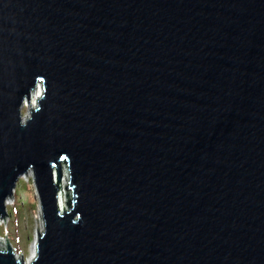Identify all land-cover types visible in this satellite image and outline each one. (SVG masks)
<instances>
[{
    "label": "water",
    "instance_id": "95a60500",
    "mask_svg": "<svg viewBox=\"0 0 264 264\" xmlns=\"http://www.w3.org/2000/svg\"><path fill=\"white\" fill-rule=\"evenodd\" d=\"M28 172L0 264H264V0H0V219Z\"/></svg>",
    "mask_w": 264,
    "mask_h": 264
},
{
    "label": "rangeland",
    "instance_id": "374dc122",
    "mask_svg": "<svg viewBox=\"0 0 264 264\" xmlns=\"http://www.w3.org/2000/svg\"><path fill=\"white\" fill-rule=\"evenodd\" d=\"M37 95L33 96V103ZM26 112L27 107L24 106L22 113ZM6 211L5 220L0 219V244L5 247L8 240L15 254L30 260L31 245L35 242L37 231L43 228L31 172L18 179L12 197L7 199Z\"/></svg>",
    "mask_w": 264,
    "mask_h": 264
},
{
    "label": "bare ground",
    "instance_id": "6f19581e",
    "mask_svg": "<svg viewBox=\"0 0 264 264\" xmlns=\"http://www.w3.org/2000/svg\"><path fill=\"white\" fill-rule=\"evenodd\" d=\"M41 92V90H37V91H35L34 93H33V95H32V98H33V96L34 95H36V94H38L39 95V93ZM37 95V96H38ZM36 96V97H37ZM35 97V98H36ZM35 102V101H34ZM63 181H65V179H63ZM59 204L61 205V206H63V197H62V194L60 193V195H59ZM35 254V242H33V244L31 245V255L33 256ZM29 260V259H28Z\"/></svg>",
    "mask_w": 264,
    "mask_h": 264
}]
</instances>
